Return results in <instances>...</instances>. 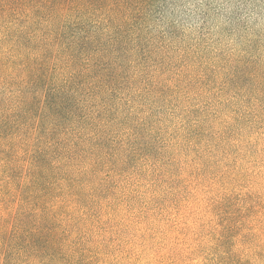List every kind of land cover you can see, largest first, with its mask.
<instances>
[{
  "label": "trees",
  "instance_id": "1",
  "mask_svg": "<svg viewBox=\"0 0 264 264\" xmlns=\"http://www.w3.org/2000/svg\"><path fill=\"white\" fill-rule=\"evenodd\" d=\"M174 3L0 0V264H93L91 231L150 186L154 105L208 82L152 33ZM189 114L174 147L218 116Z\"/></svg>",
  "mask_w": 264,
  "mask_h": 264
},
{
  "label": "rangeland",
  "instance_id": "2",
  "mask_svg": "<svg viewBox=\"0 0 264 264\" xmlns=\"http://www.w3.org/2000/svg\"><path fill=\"white\" fill-rule=\"evenodd\" d=\"M175 1L152 33L208 82L154 105L136 166L152 183L91 231L93 264H264V0ZM187 110L218 116L203 117L201 145L174 147Z\"/></svg>",
  "mask_w": 264,
  "mask_h": 264
}]
</instances>
